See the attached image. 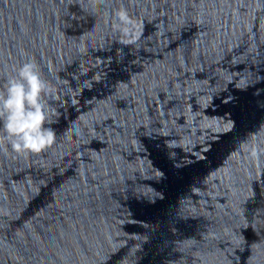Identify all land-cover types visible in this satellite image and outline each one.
<instances>
[{
  "label": "water",
  "instance_id": "1",
  "mask_svg": "<svg viewBox=\"0 0 264 264\" xmlns=\"http://www.w3.org/2000/svg\"><path fill=\"white\" fill-rule=\"evenodd\" d=\"M27 59L56 142L0 151V264H264V0H0V88Z\"/></svg>",
  "mask_w": 264,
  "mask_h": 264
},
{
  "label": "clouds",
  "instance_id": "2",
  "mask_svg": "<svg viewBox=\"0 0 264 264\" xmlns=\"http://www.w3.org/2000/svg\"><path fill=\"white\" fill-rule=\"evenodd\" d=\"M104 0H94L99 6ZM115 29L130 37L136 21L127 8L114 12ZM126 42L134 43L132 39ZM54 88L42 78L38 64L27 59L6 79L0 88V151L17 155L39 154L54 145L56 132L50 126L54 121L53 111L46 98L54 95ZM252 155L256 156L255 150Z\"/></svg>",
  "mask_w": 264,
  "mask_h": 264
}]
</instances>
